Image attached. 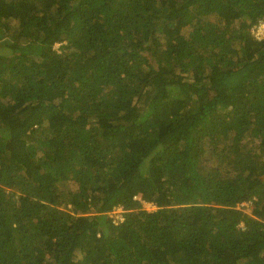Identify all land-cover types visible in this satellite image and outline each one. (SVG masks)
I'll use <instances>...</instances> for the list:
<instances>
[{"label":"trees","instance_id":"1","mask_svg":"<svg viewBox=\"0 0 264 264\" xmlns=\"http://www.w3.org/2000/svg\"><path fill=\"white\" fill-rule=\"evenodd\" d=\"M262 18L0 0V264H264Z\"/></svg>","mask_w":264,"mask_h":264},{"label":"rangeland","instance_id":"2","mask_svg":"<svg viewBox=\"0 0 264 264\" xmlns=\"http://www.w3.org/2000/svg\"><path fill=\"white\" fill-rule=\"evenodd\" d=\"M59 45L60 44H56L55 46L58 48L59 47ZM253 142V141H252ZM144 204V207L146 208V209H149V210H155L156 209V206L154 205V204H152V203H148V202H143ZM249 205L248 206H246V210L247 211H249ZM122 208H116V210L115 211H112L111 213L113 214V215H115V216H120L121 215V212H122Z\"/></svg>","mask_w":264,"mask_h":264},{"label":"built area","instance_id":"3","mask_svg":"<svg viewBox=\"0 0 264 264\" xmlns=\"http://www.w3.org/2000/svg\"><path fill=\"white\" fill-rule=\"evenodd\" d=\"M253 32L258 38L264 36V18H262L258 24L253 27Z\"/></svg>","mask_w":264,"mask_h":264}]
</instances>
